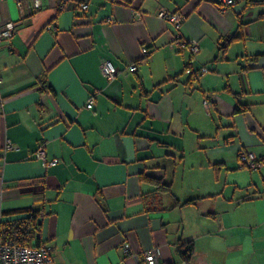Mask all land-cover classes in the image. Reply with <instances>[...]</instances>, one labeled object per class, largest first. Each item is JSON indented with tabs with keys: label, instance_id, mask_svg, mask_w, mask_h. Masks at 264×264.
Returning a JSON list of instances; mask_svg holds the SVG:
<instances>
[{
	"label": "crops",
	"instance_id": "obj_1",
	"mask_svg": "<svg viewBox=\"0 0 264 264\" xmlns=\"http://www.w3.org/2000/svg\"><path fill=\"white\" fill-rule=\"evenodd\" d=\"M86 1L24 15L0 0V24L20 23L0 42V223L26 216L49 264H264V165L239 164L264 159V0Z\"/></svg>",
	"mask_w": 264,
	"mask_h": 264
},
{
	"label": "built area",
	"instance_id": "obj_2",
	"mask_svg": "<svg viewBox=\"0 0 264 264\" xmlns=\"http://www.w3.org/2000/svg\"><path fill=\"white\" fill-rule=\"evenodd\" d=\"M58 10L65 9L69 3L78 6L81 10H86L88 3L86 0H55ZM117 1V0H111ZM16 6L21 10L22 14L34 13L42 8V0H15ZM223 5L220 6L221 11H225V7L233 5L236 0H222ZM158 17L166 20L174 32L173 41L178 46H188L192 53H198L199 41L195 38L183 39L180 35V27L185 19V14L180 10H167L160 6L157 11ZM109 19V18H108ZM18 21L6 20L0 24V42L9 39L19 27ZM144 56H149V50L146 47L142 48ZM134 65H130L131 71L135 70ZM101 73L108 79L114 78L117 74V69L108 60H103L100 65ZM202 72H206L207 68L203 66ZM93 100H88L86 106L92 107ZM206 109L212 107V103L208 98L203 101ZM16 148V146L6 139L4 149ZM35 156L42 161L43 164L54 165L58 162L57 158L46 160L44 151V142L37 145ZM239 164L250 170H257L264 165V159L256 156L254 153L242 151L239 153ZM26 216H19L14 219L3 220L0 223V264H49L52 263V248L46 244L40 243L37 245L28 244L27 234L33 227ZM124 254L130 252L129 244H124L122 248ZM157 250H146L143 252V258L146 264H158Z\"/></svg>",
	"mask_w": 264,
	"mask_h": 264
},
{
	"label": "trees",
	"instance_id": "obj_3",
	"mask_svg": "<svg viewBox=\"0 0 264 264\" xmlns=\"http://www.w3.org/2000/svg\"><path fill=\"white\" fill-rule=\"evenodd\" d=\"M238 110H240V108H238ZM157 185H159L161 188H164L165 186H163V184L160 181L156 182ZM162 185V186H161ZM30 217L34 216V214H30ZM177 251L180 255V257L182 258L183 261L185 262H189L193 253H194V243L192 240H188V241H184V242H180L177 245Z\"/></svg>",
	"mask_w": 264,
	"mask_h": 264
}]
</instances>
